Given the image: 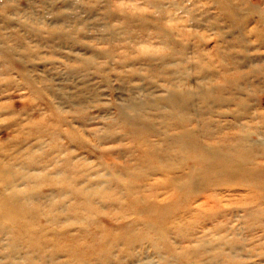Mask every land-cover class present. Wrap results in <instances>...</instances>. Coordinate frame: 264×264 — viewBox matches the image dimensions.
Here are the masks:
<instances>
[{
  "label": "rangeland",
  "instance_id": "374dc122",
  "mask_svg": "<svg viewBox=\"0 0 264 264\" xmlns=\"http://www.w3.org/2000/svg\"><path fill=\"white\" fill-rule=\"evenodd\" d=\"M223 67L235 85L210 80ZM174 86L195 94L187 104L207 136L218 128L214 139L229 143L245 124L261 128L264 0H0V165L20 196L58 207L20 237L17 222L0 220V264H264V189L177 190L183 171L156 161L179 166L165 154L175 147L127 129L135 104ZM157 115L138 124L161 125ZM65 177L107 193L85 202ZM11 192L0 180V202Z\"/></svg>",
  "mask_w": 264,
  "mask_h": 264
},
{
  "label": "bare ground",
  "instance_id": "6f19581e",
  "mask_svg": "<svg viewBox=\"0 0 264 264\" xmlns=\"http://www.w3.org/2000/svg\"><path fill=\"white\" fill-rule=\"evenodd\" d=\"M215 3H217V1ZM226 3L224 9L227 7L230 13L227 14L226 17L229 20H237L234 18L235 16L234 12L237 11L238 6L236 9V7L234 8V6L229 3V1H226ZM250 11L260 12V10H258V8L253 5L250 6ZM219 72L220 75L218 77L217 75H215L214 78H210V80L213 81L219 78L222 79L223 81V79L224 80L229 79L231 83L233 80L234 83L232 84L235 85L236 80L239 79L238 74L235 73H234L235 74L234 78L232 76L228 77V74L230 73H228L229 69L226 67H223V69ZM231 83L230 85H232ZM237 87L238 86H236V88ZM213 88L215 89L216 86H214ZM213 88L210 90H213ZM218 93H216V95H219ZM167 95H168L167 97H165V95L164 96L153 95L155 99H151V100H154L155 104H151L148 106L146 104H141V105L135 104L132 107L133 110L130 113H127L128 115L125 116V123L127 129L132 134H134L135 137L139 136L144 132H148L151 135L163 134L165 136V140L168 141V144H170V146L172 145L171 146L172 148L175 147V151L166 150L165 154H167L168 152V155H170V157L171 155L176 157V159L180 161L179 166L166 165L160 162L161 160L156 159L158 163L163 164L165 169L166 168L169 169L170 167H172L175 169H181L183 171V173H181L176 178V180L171 181L172 186H175L177 190L184 189V191L192 192L195 189L198 190L197 188L201 190V189L209 188L210 186L236 182L244 186L248 185V186H253L255 188H259L260 186V188L264 189V183H261V178L264 177V164H262L261 162V160L264 158V115L263 116L260 115L261 121L258 120L262 123L261 128L258 126H247L246 124L241 127L239 126L241 132L237 136L233 135L232 132V136L227 135L230 139V142L228 140L229 143H224L225 141L222 143L221 141H223L227 137L221 138L219 136V140L214 139V134L217 132L218 128H216L215 133H213L212 131L213 136L211 135V133L210 136H207L208 132L207 134L206 133L204 134L201 131L200 128L202 126L205 125L210 126V125L208 124L209 123L208 121L202 120V117H200L201 111L198 108L190 106V103L187 104L188 100H191L188 98L193 95L195 96V94H193L191 91L186 89L178 91L177 86H174L173 88L168 90ZM211 96L213 95L211 94ZM223 97L224 99L219 98V100H223L226 103H232V104L235 103L234 100L237 98V96H231L225 98V95H223ZM160 101L165 104L164 108L166 107V109H164V111H160L163 108H160L158 107V105H156L160 103ZM223 104L225 105V103ZM244 106L245 105L240 104V106L238 107L239 108L242 107L241 109L244 108L243 112H245L246 108ZM190 109L192 110L191 113L193 115H198V117L200 118L195 117L190 113H188L187 110ZM241 112L242 111H240V113ZM157 114L163 116V123L161 125H157L155 122L149 120H148L149 122H143L141 125L138 124L139 119L142 120L145 117L149 119L151 118L154 119L156 116H158ZM212 123L213 122L210 123L211 126ZM206 128H209L210 130V127H206ZM220 134L221 133H219V135ZM205 136H207L206 140H204L203 138ZM232 140H236V142L232 143ZM261 153L263 154L262 157L260 156ZM168 161L169 160H167V163L170 162ZM31 177L32 179L37 180L36 176L34 175H31L30 177L28 176L26 180L27 181L30 180ZM15 179L16 177L12 172L8 171L5 168V166L0 165V180L3 183V186L9 187L13 191L11 192L10 196L8 195L6 197L1 198V200L2 199L3 200L0 202V220L2 221L3 219L4 223H8L12 221L17 222V226H16L18 228L17 236L20 237L21 234L23 235V233H25L26 229L28 230V233L34 231L31 230L30 226L27 225L31 222L33 218L37 217L38 215H42L46 213L51 214V211L57 210L58 207H56L57 206L56 203L49 204L51 202H48L43 206H38L37 204L32 203L33 199L30 200L31 198L29 197L31 196V194H25L24 196H20L18 194V190L20 189H17ZM47 180L48 182L50 181L51 183H56L54 177H49L47 178ZM58 180L63 181L65 183L63 185L64 189L70 190V192L73 193L75 196H79V197L82 196L85 199L83 200L85 202H90L89 199L91 196L94 195L102 196V194L107 193L103 191H98L97 189L94 188L87 189L86 187L78 186L77 184H74L73 181H70L71 179L66 177L62 178V180L61 179ZM31 182H33L36 186L41 184L40 179L38 181H31ZM116 186H118V184ZM111 192H115L116 194H122L121 190L118 187H116L114 191ZM80 203L81 200L76 204V206L74 205V208H78ZM44 209L46 211H43ZM146 210L149 211V208ZM54 219L55 218H52V220ZM27 240L29 241V239ZM29 242L31 243L32 241Z\"/></svg>",
  "mask_w": 264,
  "mask_h": 264
}]
</instances>
